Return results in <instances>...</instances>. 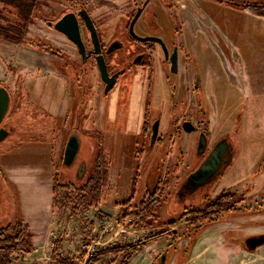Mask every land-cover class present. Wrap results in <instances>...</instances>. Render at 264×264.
<instances>
[{"label":"rangeland","instance_id":"374dc122","mask_svg":"<svg viewBox=\"0 0 264 264\" xmlns=\"http://www.w3.org/2000/svg\"><path fill=\"white\" fill-rule=\"evenodd\" d=\"M71 1L35 0V7L28 17L21 43H13L0 36V83L5 77L11 75L13 85L9 88L15 92V89H21V85L15 79L16 76L21 79L23 74L27 75L30 70L36 71L35 61L33 62L30 55L35 54L34 50L43 53L45 51L39 47H29L27 44L29 41L40 42L53 50H59L62 56H65L66 61H56L55 65L56 67L61 66L59 70L64 76L66 73L62 67L66 62L80 66L76 48L61 34L49 28L47 24V22H56L66 12ZM155 1L167 4L168 10L170 9L171 12L169 13L161 7L158 10L161 18L154 8L159 16V25L164 31V41L167 44L176 42L179 74L169 73L166 61L156 49L152 53L153 60L150 67L146 65L143 69H132L129 74L120 77L116 85L105 94L97 67L92 62L86 65L85 78L82 79L86 84V95L89 98L88 101L85 100L87 103L86 113H89L88 121L91 122L94 116L100 121L98 127L104 142L102 151L108 159V184L109 181L110 184L102 192L103 203L114 207L127 198H131L132 207H138L146 194L147 178L151 175L153 183L150 186H153L155 180L159 179L160 189L157 188L158 192H155L158 197L154 194L156 198H159L160 204L156 209L155 222L144 228L153 227L152 232L156 234L166 230L169 221H176L173 227L175 235L177 234L179 239L184 238L187 241L180 249L177 248V258L174 264H264V244L254 251H249L243 243L246 237L253 235L251 233H264V163H262L264 161V18L245 9L235 10L225 4L228 2L240 6L250 5L258 8L257 12H261L264 9V0ZM78 3L84 4L88 10L102 43L106 44L111 39H121L124 43V48L106 57L108 61L111 60L108 68L117 67L118 60L128 57L125 51L128 44L125 30L134 14L136 4L133 0H78ZM152 5H155L154 2ZM0 10V24L6 27L3 30L5 33V30L12 26L11 22L16 23L19 18L15 16L14 6L4 5L3 2H0ZM168 13L170 16L167 15ZM136 23V34L142 36L149 33L142 20V14ZM212 23L216 28H208ZM174 30H177V34L174 33ZM80 31L83 42L88 47L87 33L84 29ZM162 31L158 33V36L163 37ZM13 48L16 49V52L11 51ZM243 63L245 67L242 66ZM5 68L6 73H4ZM244 71L250 74V87L253 89L246 90V94L249 96L246 104L239 91L242 86L240 74ZM189 73H193L201 85L206 84V77L211 82L209 86L211 94L201 93L206 110L194 109L191 106V103H194V94L188 92V89L184 91L183 87L180 92L177 90V95H175V101L182 97V104L174 110L171 107L172 87H175V84L179 82L178 79L183 81ZM66 82V92L70 100L73 101V96L78 88L71 77L66 76ZM57 83L51 76H46L40 79L26 80L22 87L32 88L34 92L38 90L37 94H40L37 95V98L43 101L42 93L54 90ZM80 97H83L82 92H80ZM98 107H107V111L102 110L101 113L96 114ZM12 112L10 109L7 117L10 113L12 115ZM146 112L150 113L152 118L160 117L158 133L161 140L155 142L149 151L146 148L148 137L143 140L144 129L147 127L148 130L150 129L149 125L147 126L142 121ZM39 115H41L39 112L33 113V118L31 117L30 120L28 113L17 117L15 123L19 127L18 133L9 135L0 144V171L4 167L19 164L37 165L38 183L41 182L43 189L50 190L52 186V177L50 176L52 136L47 134L43 127L49 121L44 119L42 121L39 119ZM170 116L180 117L177 125L170 127L166 121ZM67 117H70L69 113ZM56 121L54 126L58 131L60 119ZM184 121H190L195 127L198 126L199 132H205L208 139L207 145L208 141L211 143L223 137L228 138L233 147V160L230 166L223 171V175L218 177L219 180H214L215 184L213 183L211 191L207 186L201 191H197L194 196H189L192 199L180 202L181 200L175 197V193L184 178L197 166L201 157L196 154L194 147V140L198 139V130L184 133L181 127ZM262 123L263 125H261ZM39 127L42 131H38ZM83 128L82 124L79 129L83 131ZM69 133L70 131L65 132L66 138ZM170 134L172 144L169 142ZM185 135H189L190 140L182 154L180 151L185 144L183 141ZM166 156L169 158L168 162L165 161ZM61 162L56 159L53 163L57 180L65 182L69 179L75 183L84 181L86 176L82 174L84 169L79 177H74L72 169L75 162L70 169L65 168ZM155 164L157 166L163 164V170L153 171V175L150 168ZM87 169L86 167L85 173ZM260 187L263 189H259ZM223 189L225 192L235 194L236 199L247 198L248 203L246 204H252L254 201L257 207L255 211L258 213L253 215L256 216L252 215L253 219L250 218L249 215L253 211L249 210H229L218 215L217 221L207 225L200 223L190 225L189 216L180 218L181 206L187 207L192 203V209H202ZM43 192L40 191L38 197L40 195L43 197ZM206 192L207 195H204ZM5 195L4 208L2 210L0 208V227L20 218L19 199L14 185L9 186ZM233 203H235L234 200L230 199L225 210L227 207L228 209L232 208L230 206ZM53 205L60 218L69 219L71 232L75 235H77L76 229L80 225L77 216L88 207L98 208V205L95 207L84 202L78 209V213L73 214L70 194L58 188L55 190ZM121 215L122 210L114 220L120 221ZM96 217L102 216L97 212ZM87 223L88 221H86ZM90 224L93 227V224ZM90 234L92 235V233ZM85 240L88 241V239ZM76 241L78 240L76 239ZM195 241L199 243L195 249H192V244ZM101 243L103 244L97 248L113 245L104 238L101 239ZM82 244H84L83 239ZM83 248L79 249L80 252ZM142 248L132 256L133 260L143 258L145 251ZM175 251L168 252L164 264H172L170 261ZM124 256L125 252L117 255L107 254L97 264H120ZM128 261L126 260L125 263L128 264Z\"/></svg>","mask_w":264,"mask_h":264},{"label":"crops","instance_id":"0c3cea01","mask_svg":"<svg viewBox=\"0 0 264 264\" xmlns=\"http://www.w3.org/2000/svg\"><path fill=\"white\" fill-rule=\"evenodd\" d=\"M212 25L214 24L213 23L209 24L208 28L209 27L216 28L215 25L214 26ZM226 42L228 43V41ZM11 51L16 52V49L13 48V50ZM34 53L35 54H32L30 56L31 59H33V62L35 61L34 63H35L36 71L30 70V73H28L27 75L26 74L25 75L23 74V76L21 75L22 76L21 79L18 76H16L17 78H15L17 79L18 83L21 85V89L19 90L15 89L14 92L12 91L11 88H9V86L13 85L12 83L13 78L11 75L5 77V79H3L0 83V87L5 88L9 94V98L11 99V103H12L10 109H12L13 111L12 112L13 116L10 114L13 122V129L9 133H7V135L4 136L2 140L5 141V139L9 137V135H14L18 133L19 127L15 123V121L17 122L16 120L17 117L24 116L25 114L28 113L30 120L31 117L33 118V113L39 112L41 114L38 116L39 119H41L42 121L43 119L45 121H49L50 123L46 122L47 125H43V127L46 129L45 130L46 133L52 136L53 144H52V153L50 157V165H51L50 176L52 177L51 178L52 186L50 190L43 189L42 184H40L41 182L38 183L39 180L37 178L38 176V169L36 167L37 165L33 166L27 164H19L16 166L4 167L2 171H0V194H1V200L3 199L5 202L6 200L5 192L8 190L10 185H14V187L16 188V192L18 194L19 206H20V218L17 220L21 221L22 224L27 227V230L30 234L31 249L27 253L20 252L21 257L19 259V262L21 264H55V259H54L55 254H57L61 258H69V259L77 260V257L79 256L80 253L79 249L81 247L83 248L82 239L84 238L88 239L86 243H88L90 239L97 240L100 235V231H99L100 223L103 220L113 221L117 216V214L120 213L121 208L118 204L115 205L114 207L104 205L103 200H101L100 203L98 204L97 209H94L93 207H88V209L83 210L79 214V216H77V218H79V223H80L78 229H76L77 235L71 232L69 219H65L64 217L60 218L59 214L56 212L55 207L53 205L54 195H55V191H54L55 171L53 169V163L56 161V159L60 160V162L62 161L61 159L63 156L64 146L68 136L72 132H75L80 139V148L75 162L77 161L78 158L83 161L84 170L82 169L83 170L82 174L85 175H87V173L89 172L88 170H90L92 167V163L96 156V149L98 142L101 148L103 147L104 142L102 140L98 127L100 121L97 119L96 116H94L91 122L88 121L89 120L88 117V119H86L84 123H82L84 126L83 131L75 128L73 131H71L68 134L66 138L65 132L70 131L73 128L67 121H65L68 119L67 117L68 113L69 116L71 115L70 114L71 100L68 93L66 92V85H67L66 76H64L62 72L59 70V68L56 67L55 65L56 61L60 62L58 59L37 50H34ZM242 66L245 67V64L243 63ZM4 73H6V68L4 69ZM46 76H51L52 78H54L58 82L57 83L58 85L56 88H54V90H50V91L47 90V92L42 93L43 101H40L37 98L38 97L37 95L40 94V93L37 94L38 90H35L34 92V89L32 88L22 87V84H25L26 80L40 79ZM240 77L242 78V86L239 88V91L241 92L240 93L242 94L241 97L243 98V101L246 104L247 103L246 100L249 98V96L246 94V90H253L250 87L251 76L248 72L244 71V73L240 74ZM178 80H179V82L177 83L178 87L181 86L184 89H188V92L194 94L193 73H189V75L187 74V76L183 81L180 79ZM210 84H211L210 80L206 77V84L201 85L203 94H207V95L211 94L209 88ZM107 107L106 108L98 107L96 110V114H98V112L101 113L102 110L104 112L107 111ZM57 119H60L59 122L60 126L58 131L56 130L57 129L56 126H54V124L57 123L56 121ZM175 125H177V123ZM261 125H263V123ZM39 130H41V127L38 128V131ZM35 131L37 133V130ZM146 134L147 133H145V129H144L143 140H145ZM171 138L172 137L170 134L169 137V142H171L170 144L173 143ZM189 140H190L189 135L183 136V141L185 142V144H183V147L181 148L180 151L182 154L185 152ZM195 146H196V139L194 140V147ZM151 149L152 147L151 148L149 147L147 151ZM135 152L137 155H139L137 151ZM104 155L107 159V155L106 154ZM165 161L166 162L169 161L168 156H166ZM107 163H108V159H107ZM86 167L88 169L85 173ZM158 183L159 181L157 182V185L155 187V192H158L157 188L158 190L160 189ZM154 186L155 185L150 186L152 192L154 190ZM259 189H263V187H260ZM40 191H44L43 197L42 195L38 197ZM256 208L254 209V211L252 209H248L250 211H253V213L249 215V217L252 219L254 216H256L253 214L258 213L257 211H255ZM97 212H99V214L102 217L100 218L96 217ZM86 221H88V223L93 224L92 235L90 234L86 236L88 227H86L87 228L86 230L83 229L86 226L83 223L86 224ZM153 229H154L153 227L138 228V227L129 226L125 228V231L127 235H130L129 234L130 232L135 231V233L139 236V238H143V237L145 238L154 235L152 232ZM171 231L173 237H170L169 235H163L161 237H158L152 241H148L147 243H145V245L142 246L143 247L142 249L145 251V253H143V258L141 260L135 261L133 260L134 257L133 259L131 257L130 259H128L129 260L128 264H157L158 261L159 264H162L161 256L164 255L167 258L168 252L175 250V246H174L175 242H176V248L180 249L187 241L184 238H181L177 241L178 238L177 236L179 235L177 234L175 235L174 228H172ZM53 234H56L57 236L56 240H59V244L56 250H53L54 246H51V240ZM251 234L257 235L261 233L256 232ZM173 238H175L176 240ZM76 239L78 241H76ZM72 240L75 242L72 243L71 242ZM196 241L193 242L191 247L192 249H195L197 244L199 243V242L197 243ZM176 258H177V249L174 252V255L171 257L170 262L174 264ZM81 260L82 259H79L78 261L79 264Z\"/></svg>","mask_w":264,"mask_h":264},{"label":"flooded vegetation","instance_id":"af4514ba","mask_svg":"<svg viewBox=\"0 0 264 264\" xmlns=\"http://www.w3.org/2000/svg\"><path fill=\"white\" fill-rule=\"evenodd\" d=\"M71 2L72 3H70L68 5V8H67L66 12H64L62 14V16L64 14H66V13H73L76 16V19H77V22H78V26H79V30L84 29L86 31V33H87V37L89 39V46L86 47V44L83 42V39L81 37L82 42H83V44L85 46V58H82L81 55L78 53V50H77L76 46L71 41H69L62 33L58 32L63 37H65L73 45L74 48H76L77 54H78V56L80 58V66L73 65V64H67V62H66V64L62 67V68H64V72L66 73V76H68L69 78L71 77L73 79V82L75 83L76 87L78 88V89L76 88L77 89L76 90V94H75V96H73V101H71V103H73L71 105V109H70V114L71 115L66 120L73 127L70 130V132L73 131L75 128L79 129L81 124L84 123V121L86 119H88V117H89V114L86 113L87 103L85 101V100L88 101L89 98H87V95H86L87 94V92H86L87 91L86 84L82 81V79L84 80V78H85L84 76H85V73H86V65L90 64L89 62H92L94 64V66L97 67V63H96V55L97 54L93 53V45H92V42H91V39H90V36H89V32L87 31L82 18L79 16V11L82 10V9L86 10L88 15H89V12L86 9V7L84 6V4L78 3V0H72ZM133 2L136 4V6L134 7V14H133L132 18L130 19V21L128 23V26L126 27V30H125L126 39L128 40L127 49L125 51H126V55L128 57H126V59L122 58V59L118 60V62L116 63L117 67L108 68V65H109L111 60L108 61L106 59V57H108L109 55H112L115 51L124 48V46H125L124 43L121 41V39H119V40L118 39H111L106 44L102 43L101 37L99 36V33H98V30L95 27L97 35H98V39H99V44H100V53L102 54V56L104 57V60H105V64H106V68H107V72H108V78L110 79L112 76H114V78L112 79L113 85L110 87V89H108L107 91H104V94L107 93L109 90H111L116 85V83H117V81H118V79L120 77H122V76H124L126 74H129L132 71V69H134V68L143 69L144 67H146V65L150 67V65L152 63V60H153L152 59V53H154V51L156 49L159 50L163 60L166 61L167 70L169 71V73L170 74H174V75H176V74L178 75L179 74V70H178V51H177V47L175 46L176 42H174L173 44H167L164 41V31H162V29H161V27L159 25V16L161 14H159L158 10L161 7H163L165 10H167V11H169V13H171L170 9L168 10L167 4H165L164 2H161V1L160 2L158 1L156 3L155 0H133ZM153 2L155 4L154 6L152 5ZM227 3L228 2H225L226 5H227ZM157 4H158V7H157ZM154 8L157 10L159 16H158V14H156ZM233 9H235V8H233ZM235 10H239V9H235ZM169 13L167 15L170 16ZM136 14H138V16H137L136 19H134V16ZM141 14H142V20H143L147 30L149 31L148 34L142 35V36L136 34L137 33L136 32L137 28L135 29V25L137 24L136 22H137V20H138V18L140 17ZM59 18H61V17H59ZM262 18H264V17H262ZM47 24H48L49 28H51L54 31H56L52 27V24H53L52 22H47ZM160 31H162V36L163 37L158 36V33ZM176 31L177 30H174L175 34H177ZM80 35H81V31H80ZM140 38H144V39L145 38H155V39L160 40L161 43L158 42V41H155V40H151V39H147L145 41H140L139 40ZM174 52H175L176 58H177V70H176L175 73H172L171 70H170V66H171L170 65V57H171V55ZM46 54H48L49 56L55 57L60 62L61 61H63V62L66 61L65 60V56H62L61 52L60 53H56V54H53V53H46ZM60 67L61 66H59L58 68H60ZM97 70H98V67H97ZM98 76H99V79H100L101 83L103 84V88H104L105 87V83L101 80L99 72H98ZM193 77H194V99H193L194 103H191V106H193L194 109L200 108L201 110H206L207 108L206 107L204 108V103L202 102V98H203L202 94H203V92H202V89H201V84H200V82H198V79H195L194 74H193ZM177 83L175 84V87H172V90H171V93H170L171 100H172L171 107H173V110L178 105H181L182 101H183L182 97L179 100L175 101V95H177L176 94L177 90H179V92L182 90V87L181 86L178 87ZM80 92L83 93V97H80ZM11 104L12 103H11V99H10V102H9V105H8V111L5 114V116L3 117V119L0 121V137H2L4 132L9 133L13 129V122H12V118L10 116L11 113L7 117V114L9 113V110H10V108L12 106ZM144 116L145 117L142 118V121L145 122V124H147V126L149 125V127H150V129H149L150 131L148 130V127L145 129V133H147L145 139L147 137L149 139L148 145H147L146 148L149 149V147L153 148L155 142L161 140V137H159V133H158V125L160 123V119H159L160 117L156 116L155 118H152L150 116V113H147V112L144 114ZM173 117L170 116L166 120L170 124V127L175 125L177 123V121L179 120V118H180L179 116L178 117L175 116L174 118ZM172 118H173V120H172ZM175 120H176V122H175ZM153 124H157V133H156L155 138L152 140V126H153ZM195 130H198V135H197L198 139L196 138V146H195L196 154L201 155L200 161L197 164V166L205 159V157L210 153V151L215 147V145L219 141H221V140L223 141L224 140L227 143V149L225 150V152L222 155V162H221V165L219 166L220 168L218 170V175L216 177H214L211 181H209L205 186H203L202 188L197 190V191H201L205 187L209 186V191H211L213 186H214V184H215L214 180L217 179V181H218L220 176L223 175V173H224L223 171L226 168H228L230 166V164L232 163V160H233V158H232V151H233L232 143L230 142V140L228 138L223 137V138L217 139L216 141H213L211 143H209V141H208V145H207V140L208 139H207V135L205 134V132L204 131H200L199 132L198 126H196ZM201 138H202V140H203L205 145H204L203 150L202 149L198 150L199 140ZM2 141L3 140L0 141V144L2 143ZM262 163H264V161ZM197 166L192 171H194L197 168ZM82 169H83V161L78 158L77 161L75 162L74 166H73V169H72V173H73L74 177L75 176L79 177ZM159 170H161V171L163 170V164L162 165L159 164V166H157V164H155V165L151 166V168H150V171L152 172L153 175H154L153 171L159 172ZM150 177L153 178V176H150ZM150 177L148 176V178H147V183H146V187H145L146 190H147V188H148V190H151L150 185L153 183L152 182L153 179L150 178ZM184 180H185V178H184ZM184 180L180 183L178 191L175 194V197L178 198L179 200H181L180 202L186 201L188 199H192V197H189L191 195L194 196V193L192 194V193L188 192L186 186L184 185ZM158 181H159V179H158ZM157 182L155 180L154 185ZM204 195H207V192ZM221 196L224 197V201L223 202L228 203V201L230 199H233L234 202H235V203H233L234 207H232L231 209H228V210L226 209L225 211H229V210L230 211H235V210L237 211L239 209H241L242 211L248 210V209H252L254 211V209L256 208V204L254 203V201L252 202V204H246V203H248L247 200H246L247 198L241 197V198H237L236 199L235 198V196H236L235 194L225 192L224 189L221 190V192L216 197H214L208 204L214 205V204L219 203L217 201H218V198L221 197ZM4 204H5V202H4L3 199L1 200V194H0V208H1V210L4 208L3 207ZM242 205H244V206H242ZM225 206L226 205H224V208H225ZM166 235H169L170 237H173L172 231H170L169 234H166ZM173 239H175V238H173ZM178 240H179V238H177V241ZM174 246H175V250H176L177 249L176 248V242H175Z\"/></svg>","mask_w":264,"mask_h":264},{"label":"trees","instance_id":"16d2710c","mask_svg":"<svg viewBox=\"0 0 264 264\" xmlns=\"http://www.w3.org/2000/svg\"><path fill=\"white\" fill-rule=\"evenodd\" d=\"M0 2H3L4 5L14 6V8L16 9L15 16L19 18L18 22H21H16L17 24L11 22L12 26L8 27L5 30L6 34L3 32L4 28L6 27H4L3 24H0V36H3L5 39L13 43H21L22 34L25 31V25L28 22V17L33 7H35V0H0ZM227 5L229 7L239 10L245 9L246 11H250L254 15L264 17V9L261 12H257L258 8H255L250 5L240 6L232 3H227ZM27 44L29 45V47H39L46 53H60L59 50H53L51 47L45 46L43 43L41 44L40 42L35 43L33 41H29V43ZM107 164V159L103 154L102 148L98 142L95 159L92 163L91 169L88 170L89 172L85 176L84 181L80 183H75L68 179L65 182L63 181V183L61 180H57V174L55 173L54 191L56 190V188H58L59 190L67 191L70 194L73 214L78 213V209L82 206L84 202H87L88 205H93L95 207L100 203L103 196L102 192L108 186ZM145 193L146 194L145 196H143L138 207H132L131 198H127L124 202L119 204L122 210V215L120 216L121 219H125L133 213L135 214V218L130 224L131 227L144 228L146 226H150L153 222H155L157 218L156 209L160 204L159 198H156L155 194H152L151 190L147 189ZM223 201L224 197L221 196L218 198L217 201L219 203L214 205L208 204L204 208L198 210L192 209V203H190L187 207L181 206L182 214L180 218L189 216L188 220L190 225H193L195 223L207 225L211 222L217 221V216L225 212L224 205H227V203ZM230 207L234 206L232 205ZM175 223L176 221L174 220L169 221L167 223L168 228L166 230L158 232L152 236L145 237L142 240H138L134 244H127L122 247L109 246L105 248H100L93 255L87 257L85 264H97V262L107 254L117 255L119 253L124 252L125 256L120 264H126L125 261L130 259L138 250L142 248L143 245H145V243L163 235L169 234L171 229L174 227ZM85 227H88L86 234V236H88L90 235V233H92L93 227L90 223H87ZM85 239L86 238L83 239V246L86 245ZM58 244L59 240H55L53 250H56ZM30 249V234L27 230V227L23 225L21 221L16 220L14 222L8 223L4 227H0V264H10L9 257L12 253H27L30 251ZM82 257L83 255H79L77 257V260H73L69 258H61L57 254L54 255L55 264H79L78 261L79 259H82Z\"/></svg>","mask_w":264,"mask_h":264},{"label":"water","instance_id":"95a60500","mask_svg":"<svg viewBox=\"0 0 264 264\" xmlns=\"http://www.w3.org/2000/svg\"><path fill=\"white\" fill-rule=\"evenodd\" d=\"M79 16L82 18L84 25L89 32V36L93 45V53L96 55V63L98 67V72L101 77V80L105 83L104 91L110 89L113 85L112 76L110 79L108 78V72L105 64L104 57L100 53V44L98 35L96 32V28L86 12V10L82 9L79 11ZM138 14L134 16L136 19ZM52 27L57 31L62 33L69 41H71L77 48L78 53L82 58H85V46L82 42L80 30L78 26V22L76 16L73 13H66L61 18H59L56 22L52 24ZM147 39L155 40L160 42V40L155 38H140V41H145ZM161 43V42H160ZM170 70L172 73H175L177 70V58L175 52L170 57ZM9 94L7 90L3 87H0V121L3 119L5 114L8 111L9 105ZM184 132H192L196 129L189 121H184L181 125ZM157 133V124H153L152 126V140L155 138ZM7 135V132H4L2 137H0V141ZM204 142L202 138L199 140L198 150L204 148ZM80 148V139L75 132H72L65 143L63 156H62V165L65 168L70 169V167L74 164L77 154ZM227 149V143L223 140L219 141L215 147L210 151V153L205 157V159L197 166V168L190 172L185 180L184 185L186 186L189 193H195L198 189L205 186L209 181H211L214 177L218 175L219 166L222 162V155ZM158 181V179H157ZM156 181V182H157ZM152 194L155 192V187ZM176 194V193H175ZM176 203V202H175ZM177 204V203H176ZM179 207V205L177 204ZM244 246L249 251H254L259 246L264 244V233L252 235L246 237L244 239ZM165 256H161V262L163 264Z\"/></svg>","mask_w":264,"mask_h":264},{"label":"built area","instance_id":"2783aa9c","mask_svg":"<svg viewBox=\"0 0 264 264\" xmlns=\"http://www.w3.org/2000/svg\"><path fill=\"white\" fill-rule=\"evenodd\" d=\"M135 215V214H134ZM130 215L125 219H120V221H106L103 220L100 223V235L97 240H92L84 246L83 250L79 253V255H83V258L80 262V264H85L87 257L93 255L99 248H97L99 245L103 244L101 243V239L104 238L106 241L111 242V246H125L127 244H134L138 240H142L143 238H139V236L135 233V231L130 232V235H127L125 228L129 227L130 224L133 222L135 216ZM131 227V226H130ZM126 234V235H125ZM124 235V236H122ZM57 239L56 234H53L52 240H51V246H54V240ZM109 247V246H108ZM21 257V253H12L9 257L10 264H21L19 262V259Z\"/></svg>","mask_w":264,"mask_h":264}]
</instances>
